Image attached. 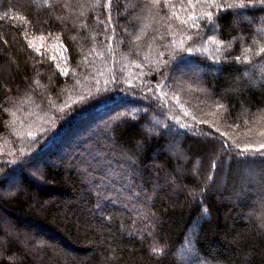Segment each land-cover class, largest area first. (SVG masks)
<instances>
[{
    "label": "trees",
    "instance_id": "trees-1",
    "mask_svg": "<svg viewBox=\"0 0 264 264\" xmlns=\"http://www.w3.org/2000/svg\"><path fill=\"white\" fill-rule=\"evenodd\" d=\"M96 2L0 0V137L12 103L40 102L58 117L52 151L21 168L0 166V264H264V159L240 154L264 123V5L220 11L191 0L193 13L189 0L169 8L164 0H114L106 27L107 0ZM239 2L218 0L225 9ZM207 11L217 54L187 55L169 25L180 27L182 12L198 16L200 28H189L193 40L183 44L198 45L213 35ZM137 30L159 45L156 59ZM128 56L152 89L134 100L118 73ZM100 68L104 77L95 75ZM173 81L203 104L217 103L225 129L243 134L202 123L176 128L153 106L155 86ZM79 85L83 101L59 113L55 103Z\"/></svg>",
    "mask_w": 264,
    "mask_h": 264
},
{
    "label": "rangeland",
    "instance_id": "rangeland-1",
    "mask_svg": "<svg viewBox=\"0 0 264 264\" xmlns=\"http://www.w3.org/2000/svg\"><path fill=\"white\" fill-rule=\"evenodd\" d=\"M96 4L98 3L96 2ZM176 13L179 14L180 11L176 10ZM190 14L192 13L182 12V14H180V21H183L187 18L189 19V23H191L189 16ZM183 25L184 24L181 23L180 27L175 26L171 29L169 28V30L172 35L174 34V42L181 44V41H184L189 44V40H187V37L189 36V33H191L189 31L190 27L188 25H184L183 27ZM175 32H178V34L175 35ZM137 35H139L141 39H146L144 43L146 54L152 59H156L154 58L155 53H153V51L159 49V45H155L154 43L150 42V38L147 37L144 32H140L139 30H137L135 32L134 38H136ZM206 37L210 38L211 34H205V37L203 38ZM203 38L197 39L198 45H182L184 49L190 46L198 49L197 51L191 53L187 52V55L198 53H208L210 55L217 54L218 44H212L210 42H207V40ZM205 48L207 49V51H205ZM107 62H109V66H112V63L110 61ZM135 62L136 61L133 62L128 56L121 62L118 71L123 79L124 84L122 85L131 86L134 90H136L132 92L134 94V97H132L130 100L136 99L138 97V94L146 96L148 93H150L149 89L151 88L149 86V79L144 78L143 76L144 74H146L144 67L142 65L136 64ZM142 62L144 63V65H148L151 60L143 59ZM180 63L185 62L182 61ZM177 64L179 63L175 64V69H184L185 67V70L187 71L192 66V64L185 66L183 64H179L176 68ZM107 71V68H104V71L103 68H100L99 71L98 69L95 71V75L104 77ZM174 77L176 79H179L176 75H174ZM170 79L171 77L168 78L169 81ZM134 81H141L142 83H136L138 85L135 86L133 83ZM174 83L175 84L172 83L169 85H160L159 89H157L156 87V95L161 101L155 99V101H153V106H155L154 110L167 117V120L172 119L173 121H175L176 128L182 127L181 125H188L190 126V128H195L197 127L196 125H200L202 123L203 125L211 127L219 134L224 136H236V134H243L238 133L240 131L236 129H234V131H227L225 129V127L227 128V126L222 121V116H220L221 108L217 103L211 105V107L207 106L203 104L202 100L197 98L196 100L195 98L189 96L185 87L180 88V86H177L178 84H176V81ZM81 91L82 88L79 85L76 88L75 93L72 94L69 99L68 97H66L63 99V101L56 102L53 107L61 108L64 107L65 104H68L73 100H80ZM8 110L12 115V123L11 125H9L8 133L5 135H1L2 137H0V148H3L2 152L6 150H8V152H4L0 155V166L8 165V170L13 168L14 166H17L16 168H21V166L24 165L27 157H31L32 159H34L33 155H36L38 153L37 157H35L34 159L37 160L43 152L46 151L45 153H49L50 151H52V148H49L52 144L50 142V139L53 136L52 133L57 130V128H55L56 123H53L55 121V119L53 118H58L56 115L50 114L49 111H52V109L44 107L40 102L25 100L22 103H12V106L8 108ZM61 112L64 111H60L59 113ZM156 118L157 117L155 116L153 117V119ZM255 128L256 129L250 130V132H252V134L254 135L255 140L248 141L243 138L246 140V143L243 147H260L261 144H264V123H260L258 127ZM183 129H185V127H183ZM248 132L249 131H247L246 134ZM29 133H31L33 137H36V140H38L39 142H35L32 137L28 135ZM255 141L258 143L257 145H255ZM39 144H43V146H40ZM43 147H45V149L42 150ZM30 166L28 165V168Z\"/></svg>",
    "mask_w": 264,
    "mask_h": 264
},
{
    "label": "snow or ice",
    "instance_id": "snow-or-ice-1",
    "mask_svg": "<svg viewBox=\"0 0 264 264\" xmlns=\"http://www.w3.org/2000/svg\"><path fill=\"white\" fill-rule=\"evenodd\" d=\"M113 2H114V0H107V7L109 9V12H108V22L109 23L107 25H105L106 27L110 26V22H111V19H112L110 9H111V6H112ZM198 2H199V0H198ZM97 3H99V0H97ZM152 3L154 4V6H157V7L159 6V0H152ZM164 3H165V8L174 7V5L170 4V0H164ZM203 3L210 9H213V10L219 9L220 11H227L229 9H245V8L250 7V6H255L257 4L264 5V0H247V2H245V0H240L239 3L228 4L226 9L225 8H221L220 4L218 3V0H203ZM189 4H190V8L192 9V11L194 13V10L197 7V4L191 3V0H189ZM181 10H183V8ZM203 15H204V18L206 19V21L208 22L209 30L213 32V35L210 38L206 37V38H203V39H206L207 42H210L212 44H217V41L215 39V34H214L216 21L214 20L213 11H207ZM4 18H5L4 16H0V19H4ZM176 18L179 19V16L177 15ZM190 19H191V23H189V19H187V18L184 19L183 21H181V23L184 24V25H188L190 28L199 29L200 25L196 22L199 19V17L196 16L195 14H191ZM100 23H104V22L101 21ZM169 28H171V25H169ZM136 39L139 40L140 36L137 35ZM187 40H193V37L192 36H188ZM183 43H184V41H181V48L179 49L181 51H186V52L191 53V52H194V51L198 50V49H196L195 47H192V46L184 49L182 47ZM221 43H223V42H221ZM28 46L32 47V48H35V45H33L31 43H29ZM224 47L226 48L227 45H224ZM35 50L37 52H39L38 48H35ZM205 51H207L206 48H205ZM244 52H245L244 60L247 61L248 60L247 53L249 52V49H244ZM259 53H264V47H260L259 48ZM52 59L54 60L55 57H53ZM235 59L236 60H240L241 57H236ZM168 63H169L168 61H165V64H168ZM56 67L60 70L62 75L67 76L69 74V70L67 68L60 69L59 64H57ZM113 79H115V78H113ZM107 83H109V81H105V84H107ZM155 87H157V89H159L160 86L157 85ZM105 90H107V89H105ZM97 91H99V89ZM149 91L151 92L152 89L150 88ZM82 101H83V97H81V100L76 101L75 103L79 104ZM65 108H69L70 109L71 105L65 104V106L59 108L58 111H64ZM181 126L185 127V128L188 127V125H181ZM28 135L30 137H32V139L35 142H37V143L39 142L38 140H36V137L32 136L31 133H29ZM237 147H239V146L237 145ZM262 150H264V144H261L259 148H252L250 146H245V148L241 149L240 154L241 155H248V156H260L261 159H264V156L260 155L262 153ZM211 167L215 168L216 164L213 163L211 165ZM151 251L154 254H156L158 252V250L156 248L151 249Z\"/></svg>",
    "mask_w": 264,
    "mask_h": 264
}]
</instances>
